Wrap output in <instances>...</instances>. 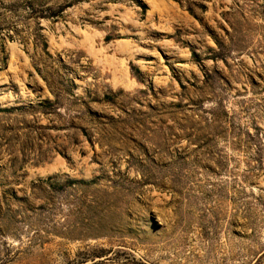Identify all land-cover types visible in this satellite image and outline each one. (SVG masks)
<instances>
[{"label":"rangeland","instance_id":"374dc122","mask_svg":"<svg viewBox=\"0 0 264 264\" xmlns=\"http://www.w3.org/2000/svg\"><path fill=\"white\" fill-rule=\"evenodd\" d=\"M0 264H264V0H0Z\"/></svg>","mask_w":264,"mask_h":264}]
</instances>
